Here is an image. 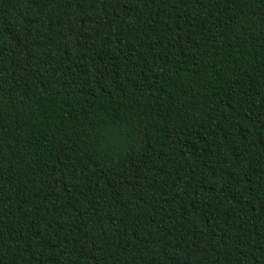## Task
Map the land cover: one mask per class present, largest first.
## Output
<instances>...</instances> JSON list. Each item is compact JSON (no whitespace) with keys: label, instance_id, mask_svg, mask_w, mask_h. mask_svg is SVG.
Masks as SVG:
<instances>
[{"label":"trees","instance_id":"16d2710c","mask_svg":"<svg viewBox=\"0 0 264 264\" xmlns=\"http://www.w3.org/2000/svg\"><path fill=\"white\" fill-rule=\"evenodd\" d=\"M0 264H264V0H0Z\"/></svg>","mask_w":264,"mask_h":264}]
</instances>
